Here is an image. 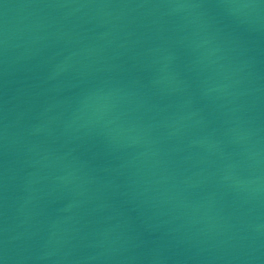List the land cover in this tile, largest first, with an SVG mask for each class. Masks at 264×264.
Listing matches in <instances>:
<instances>
[{
  "label": "water",
  "instance_id": "1",
  "mask_svg": "<svg viewBox=\"0 0 264 264\" xmlns=\"http://www.w3.org/2000/svg\"><path fill=\"white\" fill-rule=\"evenodd\" d=\"M0 238L264 264V0H0Z\"/></svg>",
  "mask_w": 264,
  "mask_h": 264
}]
</instances>
